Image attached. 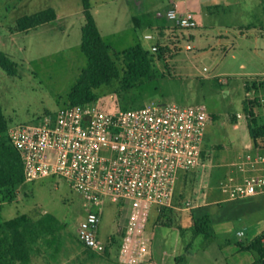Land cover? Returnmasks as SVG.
Listing matches in <instances>:
<instances>
[{
	"label": "rangeland",
	"instance_id": "rangeland-1",
	"mask_svg": "<svg viewBox=\"0 0 264 264\" xmlns=\"http://www.w3.org/2000/svg\"><path fill=\"white\" fill-rule=\"evenodd\" d=\"M136 1L90 3L103 41L112 53L141 45L155 55L158 79L139 89L144 105H204L215 120L206 132L212 167L203 181L195 174L181 178L174 207L162 219L157 209L152 210L147 222L150 255L143 264L153 260L158 264H177L175 258L179 256L185 257V264H225L224 259L228 264H248L255 259L252 253L231 254L239 241L248 244L264 233V195L225 202L219 181L228 165L252 142L245 118L238 122L233 118L245 116V102L264 100V0H252L249 8L242 0H228L202 27L177 30V37L171 36L165 42L169 51L162 60L157 58L158 52L152 51L158 45V30L143 17L149 6L160 0H146L140 8ZM51 8L63 16L61 22L16 32L19 19ZM84 25L82 0H0V52L9 54L17 64L16 76L0 68V105L9 124L37 123L46 114L69 105V95L88 66L81 50ZM147 34L156 39H144ZM117 64L123 69L121 61ZM118 88L119 82L115 81L96 90L98 103L103 107L119 105ZM253 112L261 113L258 103ZM256 119L264 124L262 119ZM234 122L238 123V130ZM83 206L81 195L60 177L25 182L10 191L0 190V222L21 213L46 211L65 227L55 264H119L127 210L115 204L104 207L100 238L106 243L113 238L115 242L109 255L93 259L77 236L85 217ZM194 207L207 208L214 221V237L196 238L186 252V243L193 240ZM239 231L245 233L241 239L237 236ZM33 257L35 264L51 260L49 255L43 256L44 260Z\"/></svg>",
	"mask_w": 264,
	"mask_h": 264
},
{
	"label": "built area",
	"instance_id": "built-area-1",
	"mask_svg": "<svg viewBox=\"0 0 264 264\" xmlns=\"http://www.w3.org/2000/svg\"><path fill=\"white\" fill-rule=\"evenodd\" d=\"M166 18L182 30L198 27L191 12L172 8ZM259 108L254 116L264 122V100ZM242 118L248 122L251 115L236 116ZM214 121L204 105L122 110L97 100L68 105L37 123L9 124L8 137L21 157L25 182L60 177L81 195L85 217L77 236L84 249L106 253L109 243L100 238L104 207L122 205L129 216L119 261L143 264L150 255L152 210L172 209L181 178L195 174L203 181L212 167L206 132ZM228 169L219 181L225 202L264 195V149L252 144Z\"/></svg>",
	"mask_w": 264,
	"mask_h": 264
},
{
	"label": "trees",
	"instance_id": "trees-1",
	"mask_svg": "<svg viewBox=\"0 0 264 264\" xmlns=\"http://www.w3.org/2000/svg\"><path fill=\"white\" fill-rule=\"evenodd\" d=\"M85 25L82 28L81 50L88 59L85 68L76 85L69 95V105L76 106L88 102H96V90L119 82L116 91L120 97L119 108L122 110L139 109L144 106L139 89L145 84L158 79L154 65L155 55L150 54L141 45H136L122 53H112L111 48L103 41L92 14L90 0H82ZM57 20L54 9H47L18 20L16 32H28ZM179 30H182L176 27ZM158 59L162 60L169 51L165 43H158ZM156 52V53H157ZM121 61L123 69L117 64ZM0 68L10 76H16L17 64L6 54L0 52ZM249 102L245 112L251 115L248 129L254 147L264 149V124H260L253 113L254 104ZM9 122L0 105V190H13L25 183L23 164L19 153L11 145L8 137ZM203 207V206H202ZM170 211L163 208L159 212V219ZM193 238L214 237V229L207 208H193L191 212ZM65 227L53 215L45 214L38 220H32L26 215L0 222V264H32L33 256L40 253L39 243L53 250L54 257L60 252L64 238L61 235ZM115 240L111 238L109 247L104 255H109V248ZM242 251L255 256L253 264H264V233L249 244L238 243ZM90 258L98 254L85 249ZM185 257L176 258L184 261Z\"/></svg>",
	"mask_w": 264,
	"mask_h": 264
},
{
	"label": "crops",
	"instance_id": "crops-1",
	"mask_svg": "<svg viewBox=\"0 0 264 264\" xmlns=\"http://www.w3.org/2000/svg\"><path fill=\"white\" fill-rule=\"evenodd\" d=\"M145 1L146 0H137L136 1L137 6L139 8L142 7L144 5ZM227 1L228 0H160L157 3L150 5L148 10L144 13L143 17L147 18L149 20L148 24H150L152 26H156V29L158 30V36H159L158 39H157V43H165V42L168 43V41L170 40L171 36L177 37V34H175V32L177 30L182 32V30L177 29L176 26L174 25V23H172L171 21H169L166 18V13L170 9L176 8L180 12H191V13H193L196 16V18H197L198 27H202L204 22H205V20L208 19L210 16L214 15L215 12H219V9H222L224 4ZM242 1L244 2L245 6H247L248 8L251 7V1L252 0H242ZM205 9L208 12H204ZM263 12H264V8H263ZM62 20H63V16L57 13V20L55 22H53V23L57 24V23L61 22ZM147 36H151L152 38L151 39H147L146 38ZM190 38L193 39L194 36H190ZM144 39H146V40H154L156 38H154V36L152 34H147V35H145ZM7 55L10 56L9 54H7ZM220 83L223 84V85L225 84V82H222V81H220ZM249 87H252V85H249ZM253 91L256 92L255 90H253ZM255 101L260 105L261 101H259V100H255ZM249 102L250 101L245 102L244 105L246 106ZM251 102H253V101H251ZM245 106H244V108H245ZM233 119L236 120V117H234ZM234 128L236 130L239 129L238 123L234 122ZM252 144L253 143L250 142L247 147L251 146ZM216 146H219V145H216ZM228 172H229V169L227 168L226 170L223 171V175L222 176L223 177L226 176ZM250 199H252V198H250ZM45 214H47L46 211H43L41 213L27 212V213L18 214L16 217L21 216V215H26L27 217H29L32 220H38L41 217H43ZM16 217H13L12 219H14ZM6 221H8V220H6ZM240 232H243V231H239L238 233H240ZM243 234L244 235L242 237H239L238 234H237L238 238H240V239L243 238L245 236V233L243 232ZM262 234L263 233L256 235L252 241H254L256 238H258ZM110 240L111 239L109 238V241ZM194 240L195 239L193 238V240L191 242L186 243V247H185V251L186 252H188V250L191 248ZM109 241L107 243H109ZM251 242H249V243H251ZM238 243H243V242L239 241ZM238 243L236 244V246H234L235 247L234 249H236V250L231 254L232 257L235 256V255L236 256H240V254L242 252H244V253L247 252V251H242L240 249ZM226 246H228V247L231 246V243H226ZM38 247H41L42 251L40 253L34 255V256H37L35 260H41L43 256L46 257V255H49L51 260L48 261V262L46 261V264H55L56 263L55 262L57 260V259H55L56 255L54 257L51 256V252H50L51 249L50 248L44 246L42 243H39ZM109 249H111V247ZM40 256H41V258H40ZM179 257H181V256H179ZM176 258H178V257H176ZM176 258H175V261H176ZM42 260H44V258ZM45 260H46V258H45ZM150 261H151V259H149L148 262H150ZM224 261H225V264H228V263H226V259H224ZM254 261H255V259L254 260L251 259L248 264H253ZM179 262L181 264H185V260L184 261H179ZM118 263L121 264L119 260H118ZM176 263L179 264L178 261H176ZM32 264H35V262H33V259H32ZM151 264H158V263L153 260L151 262ZM229 264H236V262L231 261V262H229Z\"/></svg>",
	"mask_w": 264,
	"mask_h": 264
}]
</instances>
